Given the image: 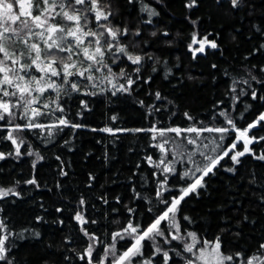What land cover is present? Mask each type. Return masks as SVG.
<instances>
[{
    "label": "trees",
    "instance_id": "obj_1",
    "mask_svg": "<svg viewBox=\"0 0 264 264\" xmlns=\"http://www.w3.org/2000/svg\"><path fill=\"white\" fill-rule=\"evenodd\" d=\"M189 2L112 0L113 11L117 13L113 23L126 26L130 31L138 29L141 35L136 38L139 45L135 52L147 53L155 62L147 61L139 74L133 73L135 66L128 62L113 65L114 72L123 68L132 73L134 80L139 75L130 93L102 92V87L111 88L106 83L95 89L82 86V92L92 91L96 95L75 92L64 95L61 99L66 109L64 114L55 112L37 120L55 123L57 116L66 115L73 123L87 125L86 128L14 132L13 136L24 141L19 148L21 155L16 156V145L4 139L11 127H3L4 122H0V152L6 154V159L0 160V187L14 188L20 194L0 199V209H3L0 218L5 219L10 232L22 234V238L9 236L7 242L12 245L13 264H86L79 255L92 241L84 235L82 227L99 238L94 243V264L105 256L106 246L114 245L115 254L119 256L133 241L126 233L123 239L113 240L115 232L129 222L147 227L166 209L163 199L181 195L180 189L186 183L179 176L193 165L173 163L178 170L176 174L163 173V165L156 167L164 157L156 146L162 138L152 139L156 134L147 131L117 132L114 136L99 129L231 127L226 124L228 117L235 121L237 128L243 129L264 112V100L259 99L264 95V83L251 81L249 76L251 73L264 81V73L260 71L264 68V0H245L247 6L240 10L233 9L230 0H196V6L191 9L185 6ZM146 7L154 9L158 15H149L144 10ZM149 19L151 23H145ZM193 33L197 39L207 36L209 41L215 40L219 47H206L205 53H196L194 58L189 48ZM198 46L192 45L193 48ZM11 47L22 49L23 46L13 41ZM244 80L250 81L251 88L242 83ZM233 81L240 83L233 84ZM116 82L124 83V80ZM232 87L236 88V93L230 91ZM241 89L248 94L240 95L237 102L233 96ZM252 89L257 91L256 100L251 97ZM157 92L161 99H156ZM81 100L87 101L88 110H82ZM222 111L228 115L221 116ZM253 133L264 136L260 129H253L249 135ZM218 135L204 132L197 137L196 133L181 136L167 133L170 142L165 147L171 150L167 160H173L172 153L176 150L171 138H175L185 155L192 154L194 159H199V151L212 155L222 151L221 148L210 152V148L215 147L212 138ZM237 135L232 131L226 134L224 141L216 143L227 148ZM185 137L196 139L197 144H187ZM203 144H209L210 148L204 149ZM242 147V143H238L236 150ZM251 147L256 154L264 153V141ZM29 151L33 155H27ZM8 153L13 154L7 156ZM221 165L223 167H218L214 174L205 177V188L181 202V211L176 217L180 232H194L201 241H214L219 237L226 253L242 252V259L254 253L262 255L264 250L260 253L256 250L264 243V161L246 155L241 158V164L235 166V173L225 170L233 167L227 157ZM33 178L38 186L25 183ZM165 178L167 183L161 187ZM157 190L162 194L160 197ZM81 199L85 201L83 206L79 203ZM78 211H82L87 224L82 226L75 220ZM185 216L190 219L184 220ZM93 220L95 224L91 223ZM144 244V258L151 257L152 249L147 241ZM160 246L165 250L176 248L184 258L190 257L182 252L179 241L169 245L161 240ZM170 255L175 264H185L184 259L172 252ZM113 259V255L108 254L104 264H111ZM153 264H163V261L156 256Z\"/></svg>",
    "mask_w": 264,
    "mask_h": 264
},
{
    "label": "snow or ice",
    "instance_id": "obj_2",
    "mask_svg": "<svg viewBox=\"0 0 264 264\" xmlns=\"http://www.w3.org/2000/svg\"><path fill=\"white\" fill-rule=\"evenodd\" d=\"M132 2L133 0H128V3ZM230 3L232 8L237 10L247 6L245 0H230ZM185 6L189 9L195 7L196 0H190ZM144 10L149 12V15H158L154 9L146 7ZM116 15L117 13L113 11L112 0H0V122H4L3 127H11V131L4 139L16 145V156L21 155L19 148L24 141L13 136L14 132L54 128L62 131L65 127L72 129L87 127L84 124L73 123L66 115L57 116L55 123L37 122L40 117H48L55 112L61 114L66 112L61 103L62 96H70L72 92L85 96L96 95L92 91L82 92V86L95 89L105 83L111 85V88L102 87V92H109L111 95H116L117 92L130 93L132 86L140 79L139 75H136L134 80L132 73H127L123 68L118 73L114 72L113 65L128 62L135 66L133 73L139 74L147 61H154V58L147 53L138 54L135 52V48L139 45V40L136 38L140 37V31L138 29L130 31L126 26L113 23ZM145 23L150 24L151 20L149 19ZM152 35L155 36L156 33L153 32ZM13 41L19 42L23 46L22 49L12 48L11 42ZM196 44L199 46L193 48L192 45ZM192 45H189V48L193 51L194 58L196 53H205L206 47L211 49L219 47L215 40L209 41L207 36L197 39L195 33L192 36ZM260 71L264 73V68H261ZM97 73L101 75L97 77ZM249 76L251 81L264 83L256 76H252L251 73ZM118 79H123L124 83H117ZM237 83L240 82L233 81V84ZM242 83L251 88L249 80H244ZM65 89L68 91L65 92ZM230 91L236 93L237 90L232 87ZM46 93L48 95H45ZM53 93L55 95H52ZM247 94L244 89H241L239 94L233 96V100L238 102L240 95ZM155 97L161 99V94L157 92ZM251 97L253 100L257 99L255 89L251 90ZM259 99L264 100V95H261ZM140 103L143 104V101ZM80 105L82 110H88L87 101L81 100ZM80 115L81 113L78 112L77 116ZM220 115L227 116L228 114L226 111H222ZM185 116L188 114L185 113ZM242 117L243 114H241ZM16 120L25 122L13 123ZM226 124L231 127L181 129L179 127L157 128L153 126L148 129L113 130L108 127L99 129V131L114 136L117 132L127 131L154 133L156 135H153L152 139H156L157 136L162 138V142L156 146L164 153V157L159 160L156 167L163 165L162 172L168 174H176L178 171L172 166L173 163L184 165L185 162H188L193 167L185 168L179 176V179L186 183V186L180 189L181 195L171 197L170 200L163 199L162 203L167 205L166 209L156 216L147 227L141 228L139 225L134 226L129 222L121 231L113 234L112 239L116 240L117 237L123 239L126 233L134 240L130 247L116 256L114 245L106 246L103 249L105 256L95 260V264H104L108 254L114 257L111 264H153V259L156 256L161 258L163 264H169V261H173L175 264L170 252L184 259L185 264H197V261L202 264H264V254L254 253L250 258L241 259L244 256L242 252H237L234 255L226 253L219 237L214 241L204 240L197 248V244L200 243L197 234L194 232L181 233L180 224L176 219L181 211V202L190 194H198L199 189L206 187L205 177L214 174L218 167H223L221 161L225 157L233 164L232 168L225 170L233 173L236 171L235 166L241 164V158L246 155H252L258 161H264V153L256 154L251 147L253 144L264 141V136H257L255 133L249 135L253 129L264 131V112L243 129L237 128L235 121L230 117L226 119ZM91 130L97 131V129ZM232 131L238 135L227 148L216 143V141H224L226 134ZM204 132L219 134L212 138L215 147L210 148L209 144L202 145L204 149L210 148L212 153L222 148L219 154L212 155L209 152L199 151L200 158L194 159L192 154L185 155L175 138H171V142L176 145V150L172 153L173 160H167L171 151L165 147L170 142L167 133H175L177 136H181L182 133H196L199 137ZM48 135L51 136L52 133L49 132ZM185 139L187 138L185 137ZM238 143H242V150H236ZM187 144L196 145L197 140L187 139ZM12 154L8 153L7 156ZM26 154L33 155L31 151ZM4 159H6V154L0 152V160ZM40 159L43 158L40 157ZM148 159L151 161V157ZM33 168H35V163ZM63 174L67 175V173ZM16 183L18 184L19 181ZM25 183L38 186V182L34 178ZM166 183L167 178L161 182V187ZM156 194L157 197L162 195L159 190ZM10 195L19 196L20 194L14 188L0 187V199ZM79 203L83 206L85 201L81 199ZM151 210L149 208V211ZM2 211L3 209H0V212ZM57 211L63 210L57 209ZM128 211L132 212L134 209H128ZM74 218L82 226L88 223L82 211H78ZM183 219L189 220L190 218L185 216ZM61 223L63 222L61 221ZM91 223L95 224L96 221L93 220ZM162 223L164 227H161ZM81 230L92 243H89L84 253L79 255V259L86 260V264H94V243L99 241V238L89 233L86 228L82 227ZM12 235H19L22 238V234L10 232L5 219L0 218V264H13L12 245L7 243L9 236ZM34 235L39 234L34 233ZM161 240L169 245L172 241L181 242L182 252L192 254L193 258H184L181 251L176 248L165 250L160 246ZM145 241L152 249V255L148 258H144ZM261 250H264V243L260 244L256 251L260 253Z\"/></svg>",
    "mask_w": 264,
    "mask_h": 264
},
{
    "label": "rangeland",
    "instance_id": "obj_3",
    "mask_svg": "<svg viewBox=\"0 0 264 264\" xmlns=\"http://www.w3.org/2000/svg\"><path fill=\"white\" fill-rule=\"evenodd\" d=\"M173 230H174V229H173ZM174 231H175V230H174ZM198 239H199V238H198ZM132 241L134 242L133 239H132ZM199 241H200V243L197 244V248H199V247L201 246L202 242H203V241H201L200 239H199ZM188 254H189V256H190L189 258H193V257H192V254H190V253H188ZM241 259H242V258H241ZM197 264H202V262L197 261Z\"/></svg>",
    "mask_w": 264,
    "mask_h": 264
}]
</instances>
